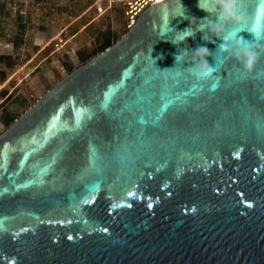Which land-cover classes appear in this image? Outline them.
Returning <instances> with one entry per match:
<instances>
[{
	"label": "water",
	"instance_id": "95a60500",
	"mask_svg": "<svg viewBox=\"0 0 264 264\" xmlns=\"http://www.w3.org/2000/svg\"><path fill=\"white\" fill-rule=\"evenodd\" d=\"M198 3L150 5L0 135V264H264V54L173 44L217 21ZM237 9L264 30V0ZM199 47L217 79L177 65Z\"/></svg>",
	"mask_w": 264,
	"mask_h": 264
},
{
	"label": "rangeland",
	"instance_id": "374dc122",
	"mask_svg": "<svg viewBox=\"0 0 264 264\" xmlns=\"http://www.w3.org/2000/svg\"><path fill=\"white\" fill-rule=\"evenodd\" d=\"M134 1L0 0V135L153 4Z\"/></svg>",
	"mask_w": 264,
	"mask_h": 264
},
{
	"label": "clouds",
	"instance_id": "9594fccd",
	"mask_svg": "<svg viewBox=\"0 0 264 264\" xmlns=\"http://www.w3.org/2000/svg\"><path fill=\"white\" fill-rule=\"evenodd\" d=\"M204 2L205 0H199L198 7L201 10L217 16V21L213 22L211 19H203L201 21L207 20L208 22L206 24H197L195 30L189 28L183 32H176L169 25L168 27L171 31L178 33V38L173 37L170 41L173 44L179 45L185 42L189 37L194 38L196 32L203 33V39L205 41H211L213 37L220 38L225 41V43L220 45L219 50L227 54L229 58L236 60L242 67L243 72L251 75L260 55L264 54V47L258 44V42L264 41V30H262L259 21L249 19L239 14L237 9L238 0H216V4L219 6L218 11L215 8L210 9L205 7ZM184 14L183 11L182 14L176 17L184 16ZM245 31L255 35V43H250L239 35ZM166 34V32L161 33V35ZM185 54L190 57L194 65L187 70L198 80L217 79L216 75H214V73H217V68L210 65L208 62L210 56L216 60V55L211 53L207 47H199L192 54L187 50H182L181 54L175 57L177 65L181 63L180 58ZM174 69H166L164 71L157 70L160 72H170Z\"/></svg>",
	"mask_w": 264,
	"mask_h": 264
},
{
	"label": "built area",
	"instance_id": "2783aa9c",
	"mask_svg": "<svg viewBox=\"0 0 264 264\" xmlns=\"http://www.w3.org/2000/svg\"><path fill=\"white\" fill-rule=\"evenodd\" d=\"M127 2L131 5V6H133L134 5V3H137L136 1H134V0H127ZM138 4V3H137ZM150 4V3H149ZM136 7V5H134V8ZM141 7H143L142 5H141ZM143 8H145V6L143 7ZM142 8V9H143ZM138 9V8H137ZM142 9H140V11L142 10ZM139 11V12H140ZM139 12H137V14L139 13ZM133 19H134V17H133ZM136 21L135 20H133L132 21V23L134 24Z\"/></svg>",
	"mask_w": 264,
	"mask_h": 264
},
{
	"label": "bare ground",
	"instance_id": "6f19581e",
	"mask_svg": "<svg viewBox=\"0 0 264 264\" xmlns=\"http://www.w3.org/2000/svg\"><path fill=\"white\" fill-rule=\"evenodd\" d=\"M163 1H166V0H148V3H153V4H156V3H160V2H163ZM145 4V3H144Z\"/></svg>",
	"mask_w": 264,
	"mask_h": 264
},
{
	"label": "trees",
	"instance_id": "16d2710c",
	"mask_svg": "<svg viewBox=\"0 0 264 264\" xmlns=\"http://www.w3.org/2000/svg\"><path fill=\"white\" fill-rule=\"evenodd\" d=\"M110 45H111L110 42L107 41V42L105 43V45H104V50H105L106 48H108ZM104 50H102V51H104Z\"/></svg>",
	"mask_w": 264,
	"mask_h": 264
}]
</instances>
